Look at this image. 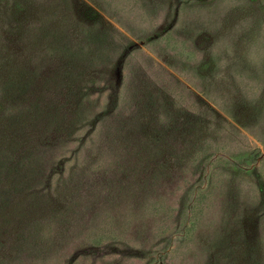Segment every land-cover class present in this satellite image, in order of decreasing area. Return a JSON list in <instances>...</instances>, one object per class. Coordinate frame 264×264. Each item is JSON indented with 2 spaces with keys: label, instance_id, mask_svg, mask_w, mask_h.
Listing matches in <instances>:
<instances>
[{
  "label": "rangeland",
  "instance_id": "374dc122",
  "mask_svg": "<svg viewBox=\"0 0 264 264\" xmlns=\"http://www.w3.org/2000/svg\"><path fill=\"white\" fill-rule=\"evenodd\" d=\"M0 264H264V0H0Z\"/></svg>",
  "mask_w": 264,
  "mask_h": 264
}]
</instances>
